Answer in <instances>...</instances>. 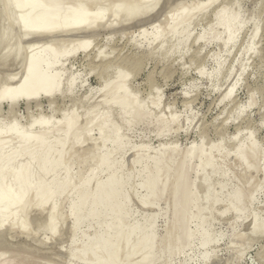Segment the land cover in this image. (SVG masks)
Wrapping results in <instances>:
<instances>
[{"label":"rangeland","instance_id":"obj_1","mask_svg":"<svg viewBox=\"0 0 264 264\" xmlns=\"http://www.w3.org/2000/svg\"><path fill=\"white\" fill-rule=\"evenodd\" d=\"M2 1L1 30L6 27ZM182 1L191 6L192 2L197 4L196 1L204 3L206 0H161L158 12L152 15L155 17L149 20L145 18L147 21L142 19L134 24L132 22V25L126 23L103 28L90 37H56L50 42L58 41L66 46L84 37L92 41L88 54L79 52L60 59L57 64V68L66 70L61 80L63 89H67L70 77L75 78L71 91L55 98L52 103L41 98L31 103L22 101L13 109L7 102L0 104L2 131H6L14 118L18 119L22 131H26L31 121L38 117L48 116L58 122L64 115L71 116L74 110L78 113L79 105L78 128L81 130L86 125L87 114L103 112L104 107H98L101 98L97 91L105 81H110L109 95L116 93L120 85L113 79L121 70L119 65L122 60H130L132 63L121 70L125 86L128 93L144 103L145 112L150 118L141 123L129 121L126 106L118 105L112 110L107 123L92 124L87 141L75 147L72 156L63 155V151L66 146L71 147L78 142V130L66 139L63 133H57L51 140L50 153L41 151L39 146L19 148L11 158L0 155V167L6 165L12 170L21 164L24 168L32 169V173L24 172L18 181L15 174L0 178V188L18 184L22 194L24 186L30 183L34 199L43 193L47 197L51 195L44 213L35 209L29 213H25L28 210H19L18 223L30 229L31 238L20 235L17 230L4 232L0 234V253L12 252L19 259L28 256L32 264H70L71 261L76 264H106L103 257L86 261L79 259L85 244L96 233L104 232L127 244L118 249L114 259H131L148 241L155 243L154 261L150 264H206L207 259L210 260L209 264H260L264 259V235L260 233L264 231V184L251 195L252 205L244 209L243 205L239 206V198L243 195L242 184H259L264 179V134L259 131L264 119L261 101V93L264 92V0H238L236 11L240 12L246 24L239 30L237 23L232 22L230 32L219 22L222 18L232 17L221 14L220 8L213 7L206 15L200 16L188 32L178 33L166 46L164 55L159 52V47L169 28L164 33L165 37L163 35V38L156 39L153 26L170 13V8L172 10ZM234 2L237 0H220L217 4L223 7ZM148 23L153 26H147ZM255 25L259 31L252 40ZM142 26L146 27L141 30ZM13 32L17 41L14 40L8 49L0 44V87L7 85V80L12 76L14 82L11 85L17 86L25 78L30 51L45 46L47 41L22 39L18 28ZM230 35L234 38L233 42L229 41ZM50 42L48 40L46 43ZM20 45L23 47L21 56L19 54L15 58L11 54L6 57L10 51L19 49ZM32 45L36 46L35 49ZM99 53H102L103 59L95 60ZM230 89H233L231 97L224 99ZM250 96L255 102L251 107ZM155 100H159L157 105L153 104ZM120 118H125L128 123L122 129H116L113 123ZM164 122H168V125H164ZM217 126L221 130L227 129L232 137L224 143L223 151L218 146L219 140L211 136L198 139L196 131L215 129ZM101 135L107 136L109 142L94 151L101 144ZM119 136L123 139L116 141ZM243 142L246 145L250 142L261 144L258 172L257 169H246L243 162L236 165L238 147ZM17 143L13 141L11 147H19ZM202 143V154L194 159ZM226 149L229 153L224 155ZM210 157L213 172L207 177L201 164ZM181 161L189 162L192 167L187 176L189 204L184 216L189 221L183 233L193 232L195 235L186 248L179 250L177 246L181 232L171 245L164 241L169 228L178 223L173 208L169 209L174 197L172 177H169L166 190L156 201L149 196L152 189L149 179L158 165L166 170ZM111 178L120 183L127 182L117 193L121 202L120 212H110L111 215H103L98 221L81 225L77 215L72 213V208H76L77 214H81V207H76L77 189L81 188L82 183L83 187L95 192ZM55 182L57 186H54ZM91 204L92 201H89L82 207V213ZM53 207L56 208L54 213L51 212ZM256 216L259 234L253 235ZM54 225L56 236L51 237ZM136 231H145V234L135 240ZM46 241L49 243H44ZM236 241L243 244L238 245ZM233 243L238 245L237 250L232 251ZM102 247L99 246L100 251ZM165 250L168 259L161 263L157 258ZM138 257L140 252L133 258L136 261L131 263L137 264Z\"/></svg>","mask_w":264,"mask_h":264},{"label":"bare ground","instance_id":"obj_2","mask_svg":"<svg viewBox=\"0 0 264 264\" xmlns=\"http://www.w3.org/2000/svg\"><path fill=\"white\" fill-rule=\"evenodd\" d=\"M219 1L220 0H206L204 3H198V1H196L197 4L192 2L193 4L191 6L186 5L182 1V3L175 5L174 8L172 7V10L170 8V13H168L167 16L165 14L166 17L163 16L160 22L158 20L159 24H155L153 21L152 23L153 25L155 24V26L151 25L152 23L146 24L147 26L151 25L154 27L156 39L165 37V32H168L167 30L169 28V32L166 34L165 39L163 38V42L161 41L162 44L159 47V52L166 55V51L164 52V50L166 49V46L172 42L174 37L182 31L188 32L190 27L196 23L199 17L206 15L213 7H216L215 5L219 3ZM160 2L161 0H3L2 10L6 20V27L3 30L0 29V44L4 45V47L8 49L12 42L17 39H15L16 35H14L13 32L16 28L20 30V38H27L30 40L46 39L47 41L49 40V42H52V40L56 37L66 35H80L81 37L82 35H86L87 37L89 35L90 37L92 34L103 28H114L120 25H126V23L132 25V22L134 24L136 21L140 22L139 20H146L145 18L148 20L150 18H154L155 16L153 17L152 15H155V12H158L157 10ZM16 3H20L23 7H16ZM236 13L240 16L239 11H236ZM232 22L237 23L239 30L246 24L241 17L239 21L222 18L219 24L225 30L230 32L229 28ZM145 27L146 26H144L141 30ZM252 31L253 40L258 34V26L255 25ZM229 41H234L232 35L229 36ZM46 42L45 44L43 43L45 46L42 45V47L38 49H35L36 46L32 45V48L35 50H32L29 53L25 78L17 86L14 85V87L11 85V82H14V76H7V78H13V81L9 80V78L6 83L7 85L0 87V104L7 102L10 108L13 109L22 101L31 103L36 102L41 98L48 99L50 103H52L55 98L68 94L71 91L75 78L70 77L68 79L69 84L67 89H63L61 80L66 70L62 67L57 68V64L60 59L75 56L79 52L85 55L88 54L91 50L92 41L89 38L86 40L84 37L81 41L71 43L68 46L58 41L55 43ZM21 47L22 45H20V48ZM20 48H15V52H13L14 50L10 52L8 51L9 53L6 54V57H10L11 54L15 58L19 54V56H21L23 53L20 50H23V47L21 49ZM32 48L30 47L29 49ZM101 55L102 53L96 55L94 57L95 60H102L103 57ZM122 61V63L119 61L121 63H119L121 70H124L126 65L132 63L130 60ZM121 70L118 71L113 79L117 80V83L120 85L119 90L116 93L109 95L110 81H105L102 88L97 91V94L101 98V102L99 101V104H97L98 107H100L99 105L104 107L103 112L96 111L93 115L92 113L87 114V116H91H86V125L81 128V130L78 128V116L80 113L79 108H81V105L78 106V113H75L77 111L74 110L71 116L64 115L58 122L53 121V119L48 116L38 117L37 119L31 121L26 131H22L19 128L17 118H14L9 123L6 131H2L3 121L0 119V155L11 158L12 155L19 150V148L24 149L39 146L42 148L41 151L45 150L46 153H50V146L52 145L51 140L57 133H63L66 139L71 135H74V133L78 130L80 132V134L77 135V137H79L78 142H75L72 145L73 147L66 146L63 151V155L72 156L74 154L75 147L79 144L82 145L87 141L88 136L91 133L92 124L99 123L102 125V123H107L112 114V110L118 105L126 106L128 109L129 121L141 123L148 119L149 117L147 112H145L144 103L139 102L135 95L128 93ZM232 92L233 89H230L224 99L231 97ZM158 101L159 100H155L152 102L154 105H157ZM249 103L250 107L255 103L253 96H250ZM74 109H76V105L74 106ZM126 123H128V121L125 118H120L118 121L113 123V126L116 129H122L125 127ZM164 125L167 126L168 122H164ZM100 139L99 141H101V144L95 147V149H93L94 151H97L100 147L109 142L108 137L105 135H101ZM121 139H123V137L119 136L116 141H120ZM15 140L18 142L17 144H19V147H11L12 142ZM8 145H10V147H8ZM203 147L202 143L197 154L193 156L194 159L200 158ZM119 151H121V149ZM226 153H229L228 149H226L223 154L225 155ZM261 153L262 147L258 142H250L248 145L244 142L240 143L235 163L237 165L243 162L246 169H257L256 172H258ZM33 155H35V152ZM211 164V157L206 159L205 162H202L201 164V166L206 170L207 177H209V174L213 172ZM93 165L95 166L96 164L94 163ZM191 170L192 167L190 163L185 161H181L166 170H162L160 165H158L155 174L149 179V185L152 188L149 196L153 199V201H156L161 198L168 186L169 177H172L171 185L174 189V197L173 201L169 205V209L173 208L174 217L178 223L174 227L169 228L164 241L167 242L168 245H171L175 240L176 235L181 232V237L177 246L179 250L186 248L195 235L193 232L186 234L183 233V231L186 230L189 221L184 216L189 204V193L186 185L187 176ZM31 171L32 169L30 167L24 168L21 164L16 165L12 170L8 169L5 165L0 167V178H5L8 174H15V179L18 181L24 172L32 173ZM250 183L251 182L242 184L243 195L239 198V206L243 205V209L252 205L250 197L252 194L257 193L261 189L264 184V179L263 183L261 182L253 185ZM126 184L127 182L120 183L111 178L108 179L105 184L100 185L95 192H92L83 187L81 183V188L77 189L78 199L76 206L78 208L81 207V214H77L76 208H72V213L77 215V221H81V225H85L90 224L92 221H98V219L103 215H111L110 212L119 213L121 209V202L117 198V193L120 189L124 188ZM220 184L222 185V183ZM54 186H57V182L54 183ZM31 190L32 185L30 183L24 186L22 194H20L18 184L3 186L0 188V222H2V226H0V234L7 231L17 230L20 235L23 234L28 237L32 235L27 226L19 225L17 218L21 215V212L20 214L18 212L19 210H28V212L26 211L25 213H29L30 210L35 209L40 213H44L46 205L51 199L49 198L51 195L47 197V195L43 193L38 197L35 196L36 199H34L33 196H31ZM89 201H92V204L84 213H82V207H84ZM55 210L56 208L53 207L51 212ZM52 222H54V219H52ZM258 224L259 220L258 216H256L252 229L253 235L259 234ZM55 225L53 226L54 231H52L51 237L56 236ZM144 232L145 231H136L134 239H140L143 234H145ZM149 233H152V231ZM260 233L264 235V231ZM241 240H244V238ZM47 242L48 241L44 243L47 244ZM236 243L238 244L239 242L236 241ZM236 243L232 244V251L233 249L237 250V246L242 242L240 241L238 245H235ZM86 244L79 257L81 261L103 257L106 264H132L131 261H136L133 258L137 256L139 252L140 257L137 258V264H150V262L154 261L152 258L153 249L155 247L154 241H148L143 247L138 249L137 253L134 254L131 259H125L124 257H115L114 259V254L118 251V249L126 247L127 244L113 239L104 232L96 233L91 238L89 243ZM99 246H103L101 251ZM157 259L161 261V263L166 262V259H168L166 250L163 251ZM209 263L210 260L207 259L206 264ZM0 264L32 263L28 256L19 259L17 256L13 255L12 252L5 251L0 253Z\"/></svg>","mask_w":264,"mask_h":264},{"label":"snow or ice","instance_id":"obj_3","mask_svg":"<svg viewBox=\"0 0 264 264\" xmlns=\"http://www.w3.org/2000/svg\"><path fill=\"white\" fill-rule=\"evenodd\" d=\"M15 5H16V7H23V5H21L20 3H16ZM216 7L221 9V14L230 15L233 20L239 21L240 16L236 13V9L239 7L238 0H237V2H234L230 5H224L223 7L220 4H217ZM262 22H264V21H262ZM261 101H262V106H264V92L261 93ZM262 116H264V114H262ZM196 131L198 133V139H200L201 137L211 136L213 139L219 140L220 144L218 146L220 147L221 151L224 150L223 149L224 143L227 140L232 138L227 129L221 130L219 128V126H217L215 129L204 128V129H197ZM259 131L261 132V134H264V119H262V121H261V124L259 126ZM221 138H223V139H221ZM249 138L254 140V137H252V136H249ZM193 147H196V146L194 145ZM214 147H217V145H214ZM0 226H2V222H0ZM52 231H54V229H52ZM70 264H76V262L71 261ZM93 264H97V262H93ZM252 264H255V262H252ZM260 264H264V259H262L260 261Z\"/></svg>","mask_w":264,"mask_h":264}]
</instances>
